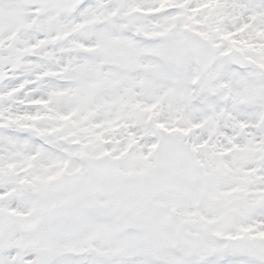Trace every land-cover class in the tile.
Segmentation results:
<instances>
[{
  "label": "snow or ice",
  "instance_id": "6c2138e0",
  "mask_svg": "<svg viewBox=\"0 0 264 264\" xmlns=\"http://www.w3.org/2000/svg\"><path fill=\"white\" fill-rule=\"evenodd\" d=\"M0 264H264V0H0Z\"/></svg>",
  "mask_w": 264,
  "mask_h": 264
}]
</instances>
